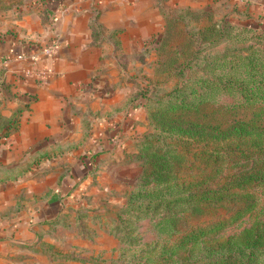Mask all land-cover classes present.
<instances>
[{
    "label": "rangeland",
    "instance_id": "rangeland-1",
    "mask_svg": "<svg viewBox=\"0 0 264 264\" xmlns=\"http://www.w3.org/2000/svg\"><path fill=\"white\" fill-rule=\"evenodd\" d=\"M41 4L0 0V20L21 19ZM213 4L189 25L174 26L167 46L186 39L188 30L194 38L179 44L186 57L176 56L172 65L166 55L133 61L124 75L130 88L117 91L125 99L131 94L130 115L118 102L93 111L97 121L89 127L111 118L113 150L93 159L90 180L77 186L78 202L51 223L61 225L52 233L53 258L67 264H236L238 255L218 257L241 253L247 237L264 233V50L257 49L264 47V29L241 26L227 8ZM223 18L222 33L207 29ZM259 21L264 24V8ZM206 77L236 81L201 85ZM178 85L184 89L175 90ZM173 92L196 109L178 110L172 114L177 120H168L159 99ZM193 183L225 185L236 195L201 201L191 197ZM256 245L255 261L246 264H264V243Z\"/></svg>",
    "mask_w": 264,
    "mask_h": 264
},
{
    "label": "crops",
    "instance_id": "crops-1",
    "mask_svg": "<svg viewBox=\"0 0 264 264\" xmlns=\"http://www.w3.org/2000/svg\"><path fill=\"white\" fill-rule=\"evenodd\" d=\"M253 1L46 0L0 20V264H67L50 254L51 223L91 178L80 155L113 150L111 118L89 127L93 111L118 102L131 114V94L117 91L133 61L157 58L167 15L216 3L251 23L264 8Z\"/></svg>",
    "mask_w": 264,
    "mask_h": 264
},
{
    "label": "trees",
    "instance_id": "trees-1",
    "mask_svg": "<svg viewBox=\"0 0 264 264\" xmlns=\"http://www.w3.org/2000/svg\"><path fill=\"white\" fill-rule=\"evenodd\" d=\"M42 1L44 3V1H46V0H42ZM179 10H180L179 14L167 15L165 33L162 37V40L157 45V53H158L157 57L159 58V56L162 57V56L166 55L165 57H167L168 60L170 59L169 65L174 64L173 61L174 62L177 61V59L174 60L176 58V56H178L179 58L184 57V56L186 57V54H184L183 46L179 45L180 43H184L187 41H189V42L194 41V38L191 37V32L188 30L187 31L188 34H187L186 39H184L180 43L171 44V46H167L168 44H170L171 33L173 31L174 26L178 23H183V25H185V26L189 25L192 22V20L196 18V16H197L196 14H200V12L203 13L204 11H207V9H195L194 10L192 7H184V8H181ZM225 20H226V18L214 21L210 25L207 26V29L216 28L220 33H222L223 30L221 29V27H222V24L225 22ZM241 26H246V27H250L253 29H264V24L261 21L244 23V24H241ZM257 49L258 50H264V47H257ZM163 62L164 61H162V63L158 62V64L163 65ZM165 63H166V61H165ZM178 66H179V64H178ZM177 71H179V69H177ZM235 81L236 80H234L232 78H230L228 80L227 79L223 80L222 78L206 77V78H203L201 85L226 87L229 84H233ZM198 84L200 86V82H198ZM174 89L179 90V89H184V88H182V86L178 85ZM196 90H198V89L197 88L193 89L194 92ZM177 99H179V100H177ZM159 104H160V106L165 107L163 109V115L165 117H169L168 120H171L172 114L177 113L178 110L186 112L187 109L192 107L185 101V99L175 95L174 92H173L172 96H169L166 98L161 97L159 99ZM194 109H196V108H191L188 111H192ZM172 119L177 120L176 118H172ZM14 127H17V124ZM109 138H111V136H109ZM100 152L101 151H97V152L90 154L88 159H90V161L93 162V159H96V157L98 156V154ZM86 159H87V157L83 158L84 161H86ZM261 177L264 178V175H262ZM194 184L195 183L190 184V185L194 187ZM189 192L192 194L191 197H196L197 199H199L201 201H208V200H213V199L223 200V199H227L228 197L232 196L233 194H234V196L236 195L235 191H231V190L227 189V187L225 185L217 186V187H206L204 185H197L194 187V189H190ZM260 239L264 240V233H257L256 238H255V234L251 235V237H247L243 241V243L245 244V247L241 253L239 252V250H235L232 253H221L218 258H220V257H224V258L228 257L229 258L230 256L238 255V257H236V260H235L236 264H246V263H250V261H252V260L255 261V249L257 247L256 244H258L260 242L264 243V241L263 240L260 241ZM240 244H242V243H240ZM248 260H249V262H248Z\"/></svg>",
    "mask_w": 264,
    "mask_h": 264
},
{
    "label": "built area",
    "instance_id": "built-area-1",
    "mask_svg": "<svg viewBox=\"0 0 264 264\" xmlns=\"http://www.w3.org/2000/svg\"><path fill=\"white\" fill-rule=\"evenodd\" d=\"M48 49H49V47H48ZM21 57H22V55H20Z\"/></svg>",
    "mask_w": 264,
    "mask_h": 264
}]
</instances>
